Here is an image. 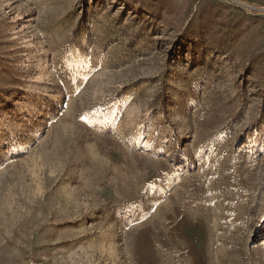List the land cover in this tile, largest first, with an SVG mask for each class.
<instances>
[{
  "label": "rangeland",
  "instance_id": "374dc122",
  "mask_svg": "<svg viewBox=\"0 0 264 264\" xmlns=\"http://www.w3.org/2000/svg\"><path fill=\"white\" fill-rule=\"evenodd\" d=\"M0 264H264V0H0Z\"/></svg>",
  "mask_w": 264,
  "mask_h": 264
}]
</instances>
